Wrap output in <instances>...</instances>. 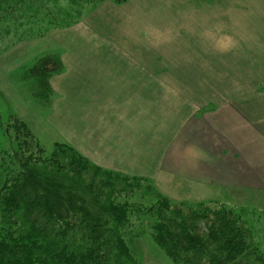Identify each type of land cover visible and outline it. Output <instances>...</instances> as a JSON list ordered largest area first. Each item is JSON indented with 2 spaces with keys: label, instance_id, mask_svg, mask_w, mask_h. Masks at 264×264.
Instances as JSON below:
<instances>
[{
  "label": "rangeland",
  "instance_id": "1",
  "mask_svg": "<svg viewBox=\"0 0 264 264\" xmlns=\"http://www.w3.org/2000/svg\"><path fill=\"white\" fill-rule=\"evenodd\" d=\"M146 1L128 0L123 4L107 1L108 4L102 3L92 10L64 4L65 10L59 16H42L34 21L20 18V11H0V155L3 151L16 149L14 141L4 134L14 119L24 121L47 151L55 143L68 144L70 130L75 134L81 128L79 114L85 113L88 127L103 126L105 122L107 126L100 130L101 134L117 133L114 127L119 125L121 129V124L125 123L123 113L119 117L110 116L108 120H98V116L102 115H99V109L104 99L110 105L118 97L122 104L123 99L127 103L136 96L132 101L136 103V125L142 123L143 128L148 129L145 131L153 134L154 146L157 145L159 129L166 126L170 138H179L178 126L192 117L194 108L212 96L208 83L198 81L199 77L182 75L178 68L182 59L177 57L175 37L182 33V18L181 23L173 18L176 9L182 17L183 4L188 6L185 15L193 19L194 6H190L195 0H152V5H146ZM46 56L55 59L57 68L44 77L34 73L25 78L28 70ZM162 56L168 57L162 64L159 59H154ZM164 65L169 67L168 75H156ZM148 69H152V74ZM161 84L169 85V95L158 87ZM185 84L190 85L193 92H199L194 93L197 98H191V93L182 89ZM144 87L151 92L143 90ZM39 91H42L41 96L34 97ZM234 94L228 97L219 93L213 100L225 104ZM182 99L186 100V105H192L190 112H186L188 107L183 106ZM93 132L91 137L97 138L99 132L96 129ZM185 137L196 138L191 132ZM201 138L199 135L198 140ZM6 152L4 156H7ZM165 172L169 171L165 169ZM158 178L159 182L142 183V186L151 184L152 193L143 194V197L137 193L133 197L121 193L119 200L140 202L145 206L155 202L158 194L171 203L186 206L200 203L193 199L182 201V195L173 193L166 187V182ZM2 184L3 174L0 172V188ZM232 193L220 188L215 203L242 212L264 245V205L258 203V195L251 193L250 202L242 204L238 202V195H235V202L229 197ZM203 204L208 205L207 202ZM131 221L132 232L127 235L126 242L136 261L139 264H173L151 239L147 224L139 223L140 219L136 221L134 217Z\"/></svg>",
  "mask_w": 264,
  "mask_h": 264
},
{
  "label": "trees",
  "instance_id": "2",
  "mask_svg": "<svg viewBox=\"0 0 264 264\" xmlns=\"http://www.w3.org/2000/svg\"><path fill=\"white\" fill-rule=\"evenodd\" d=\"M107 1L128 0H0V11L34 21L59 16L64 4L92 10ZM55 67L53 57H43L25 78ZM6 128L16 149L0 155V264H139L126 242L133 217L173 264H264V245L235 208L186 206L158 194L145 206L119 200L121 193L143 197L153 186L103 170L68 144L47 151L24 121Z\"/></svg>",
  "mask_w": 264,
  "mask_h": 264
},
{
  "label": "crops",
  "instance_id": "3",
  "mask_svg": "<svg viewBox=\"0 0 264 264\" xmlns=\"http://www.w3.org/2000/svg\"><path fill=\"white\" fill-rule=\"evenodd\" d=\"M152 4V0L146 1V5ZM193 6V19L185 15L188 6L183 4L182 17L176 9L173 18L180 23L182 18V33L175 37L177 57L182 59L178 68L182 75L208 83L212 96L194 109L182 99L186 112L193 110L191 119L178 126L179 138H170L166 126L159 129L154 146L153 134L142 123L136 125L133 96L127 103L123 99L120 104L119 97L110 105L107 99L101 103L98 120L123 113L125 123L121 129L114 127L117 133L101 134L105 122L88 127L85 113L79 114L81 128L75 134L70 130L68 144L103 170L150 183L159 182L160 177L168 189L182 195V201L217 202L220 188H225L233 192L229 197L234 202L238 195V202L249 203L254 192L264 205V0H195L190 8ZM154 59L162 64L168 57ZM167 66L156 75H168ZM158 87L169 95L168 84ZM182 89L197 98L199 92H193L190 85ZM219 93L235 94L225 104H218L213 98ZM94 129L99 132L97 138L91 137ZM189 132L196 138L185 137Z\"/></svg>",
  "mask_w": 264,
  "mask_h": 264
}]
</instances>
